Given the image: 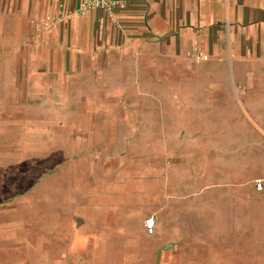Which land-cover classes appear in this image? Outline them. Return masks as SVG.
<instances>
[{
	"label": "crops",
	"instance_id": "0c3cea01",
	"mask_svg": "<svg viewBox=\"0 0 264 264\" xmlns=\"http://www.w3.org/2000/svg\"><path fill=\"white\" fill-rule=\"evenodd\" d=\"M79 1L0 0V264H264V0Z\"/></svg>",
	"mask_w": 264,
	"mask_h": 264
},
{
	"label": "rangeland",
	"instance_id": "374dc122",
	"mask_svg": "<svg viewBox=\"0 0 264 264\" xmlns=\"http://www.w3.org/2000/svg\"><path fill=\"white\" fill-rule=\"evenodd\" d=\"M9 65V63H6ZM6 65L5 69H8L9 67ZM242 155V154H240ZM234 156L232 155H226L225 157V180L226 181H233L237 180V174L236 171L239 169L241 174H239V177L241 180H247L250 178V176L256 177V179H253V183H262L264 181V166H258L254 167L255 169H249L250 167L247 165L248 157L247 156ZM239 166L238 168L236 167ZM235 171V173H234ZM249 171H252L250 173ZM250 194V191L248 189V186H245L244 188H238V187H232V186H225L224 189V199L225 204L230 205L232 202V199L239 198V197H248Z\"/></svg>",
	"mask_w": 264,
	"mask_h": 264
},
{
	"label": "built area",
	"instance_id": "2783aa9c",
	"mask_svg": "<svg viewBox=\"0 0 264 264\" xmlns=\"http://www.w3.org/2000/svg\"><path fill=\"white\" fill-rule=\"evenodd\" d=\"M123 0H80L71 12L72 15H82L93 10H102L108 16L113 15L114 8L119 6ZM260 187V183H257ZM144 226L147 232L152 233L154 229V219L147 217L144 219Z\"/></svg>",
	"mask_w": 264,
	"mask_h": 264
}]
</instances>
